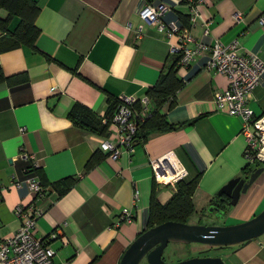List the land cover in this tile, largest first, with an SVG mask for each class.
Wrapping results in <instances>:
<instances>
[{
	"label": "crops",
	"instance_id": "0c3cea01",
	"mask_svg": "<svg viewBox=\"0 0 264 264\" xmlns=\"http://www.w3.org/2000/svg\"><path fill=\"white\" fill-rule=\"evenodd\" d=\"M36 1L40 11L35 24L40 34L34 47L0 49L4 74L27 78L12 85L0 84V240L21 227L18 207L33 204L43 210L36 236L44 238L56 230L60 234L50 244L56 251V264H120L126 249L148 229L155 181L150 162L167 155L185 169L184 180L201 175L193 197L196 213L188 223L214 222L206 208L249 164L242 119L216 108L215 94L227 88L228 79L206 69L208 53L179 69L184 85L176 93L174 105L167 104L161 111L171 125L180 127L152 134L145 144L137 142L132 155L109 159L101 145L112 138L113 130L107 127V135L99 136L79 129L68 117L76 104L105 118L110 97L148 96L177 40L166 38L153 26H145L139 38L127 28L141 23L137 15L146 3L167 7L163 15L167 24L184 25L181 17L190 18V2ZM197 12L195 24L190 26L194 40L190 47L195 42L209 47L237 43L240 55L254 54L264 62V23H259L264 17V0H202ZM15 24L14 20L12 28ZM4 38L0 31V43L6 46ZM248 107L256 117L264 115V74ZM150 108L153 113L154 102ZM22 152L37 160L48 183L72 178V188L61 197L50 195L36 202L25 181L31 176L39 178L30 173L32 161L22 159ZM95 158L100 159L88 168ZM164 164L170 168L169 162ZM161 187L157 200L164 205L176 187ZM137 188L140 197L134 201ZM125 208L131 210L133 222L120 221ZM263 209L264 182L256 181L230 207L226 215L230 222L215 223L235 225ZM221 249L220 257L204 247L192 257H219L225 264H264V235ZM169 255L171 260L172 253Z\"/></svg>",
	"mask_w": 264,
	"mask_h": 264
},
{
	"label": "built area",
	"instance_id": "2783aa9c",
	"mask_svg": "<svg viewBox=\"0 0 264 264\" xmlns=\"http://www.w3.org/2000/svg\"><path fill=\"white\" fill-rule=\"evenodd\" d=\"M202 0L193 2L188 0L191 6L190 23L188 26L178 23L164 22V14L168 10L165 6L155 7L150 3L139 11L137 15L141 23L136 27L129 25L127 29L134 30L136 37L143 35L145 26H153L172 39L176 37L177 43L171 45V56L181 55L180 68H187L195 58L202 53H208L206 69L216 74L223 75L228 79L227 88L215 94V104L219 111L242 119V132L247 140L245 159L248 164L260 163L264 166V115L256 117L253 110H250L248 103L253 90L262 82L264 72V62L254 54L240 55L237 43L229 45L216 44L209 47L203 42H195V47H190L194 42L190 34V26L195 24L197 7ZM260 24L264 23V17L260 19ZM120 105L110 122L103 118V123L108 124V128L113 130L112 138L103 140L101 149L108 154V158L116 160L123 154L132 155L137 144L138 121L146 120L151 116L152 100L146 96L137 98L135 96H122L119 98ZM140 105V111L137 106ZM22 159L32 161L33 167H38L37 160L26 152L21 153ZM170 164L168 168L164 162ZM154 178L162 185L174 184L186 177V171L172 155L153 160L150 162ZM172 174L170 181L163 178ZM33 195L35 201L45 199L47 196H57V192L41 185L40 181L31 176L25 181ZM18 183L17 186H20ZM140 197V190L134 192V201ZM34 201V203H36ZM131 210L125 208L120 215L121 222H133ZM17 217L22 224L19 230L12 236L0 240V264H56V251L51 247V242L60 239V234L56 230L47 237L36 236L38 219L43 215V210L35 205L29 207H18ZM63 242L67 243L63 237Z\"/></svg>",
	"mask_w": 264,
	"mask_h": 264
},
{
	"label": "trees",
	"instance_id": "16d2710c",
	"mask_svg": "<svg viewBox=\"0 0 264 264\" xmlns=\"http://www.w3.org/2000/svg\"><path fill=\"white\" fill-rule=\"evenodd\" d=\"M200 0H193L197 2ZM40 8L36 0H0V31L5 35L6 46H3V42L0 43V49L11 50L21 46L34 47L35 41L40 34V30L36 27L35 21L39 14ZM5 12L6 16L2 13ZM183 24L186 26L190 23L189 17H181ZM16 21L15 26L12 28L13 21ZM181 55L171 56L166 63V67L159 76L157 84L148 91V97L154 102L155 110L151 113V116L144 121H141L139 116L138 121V133L137 142L145 144L150 136L155 133H166L178 129L180 126L171 125L165 115L161 114L162 109L169 104V107L174 105V99L176 93L184 85V81L178 76L180 69ZM24 75L7 77L3 70L0 68V84L8 83L9 85L18 83L19 81H26ZM120 100L114 97L108 99V110L105 118L110 122L112 115L117 111ZM137 111H140V105L137 106ZM69 119L79 129H83L90 133L97 134L99 136L107 135L108 124L103 123V118L96 116L94 112L81 105H74L69 112ZM100 158H95L87 166L94 165ZM31 166L30 173L35 174L45 188L54 189L58 197H61L67 193L74 185L72 178L64 179L55 184L47 182L44 172ZM263 167L262 164L257 163L254 165H247L242 171L241 177L249 179L254 170ZM201 175H198L191 181L184 179L176 183V190L170 198V200L162 205L158 200V193L161 190V184L155 180L153 183L150 205H149V217H148V229L156 227L166 222H176L189 224L190 218L196 213L193 197L198 188ZM211 205L220 209L225 215L229 208L232 207L230 197L226 194H217L214 196ZM147 229V230H148ZM164 256V261H165ZM167 262V261H166Z\"/></svg>",
	"mask_w": 264,
	"mask_h": 264
},
{
	"label": "water",
	"instance_id": "95a60500",
	"mask_svg": "<svg viewBox=\"0 0 264 264\" xmlns=\"http://www.w3.org/2000/svg\"><path fill=\"white\" fill-rule=\"evenodd\" d=\"M264 173V167L254 170L249 179L237 177L229 181L218 194H226L231 205L236 206L243 194ZM212 210L224 215L213 206ZM264 235V209L247 222L231 226L211 224H184L166 222L144 231L130 245L123 255L120 264H168L164 254L170 243L202 244L214 249L231 247ZM176 264H225L222 258L213 256L194 257Z\"/></svg>",
	"mask_w": 264,
	"mask_h": 264
},
{
	"label": "rangeland",
	"instance_id": "374dc122",
	"mask_svg": "<svg viewBox=\"0 0 264 264\" xmlns=\"http://www.w3.org/2000/svg\"><path fill=\"white\" fill-rule=\"evenodd\" d=\"M257 181H260V182L263 181L264 182V173L258 178ZM210 209H213L212 205H210V207L206 208V210L208 211V213L210 215H212L211 217L215 220L214 222L225 223L226 221L229 220V219L228 220L226 219L227 213L225 215H222L220 213H216L214 210L211 211ZM229 210H230V208H229ZM261 212H259L258 214H260ZM258 214L253 215V217H251L250 219H253ZM250 219H247L241 223L247 222ZM228 222H230V221H228ZM238 224H240V223H238ZM235 225H237V224H235ZM224 226H231V225H224ZM202 247L212 249L213 251L210 250L209 253L219 255V257L223 253L222 249L221 250L214 249L212 247H209L207 245H202V244H183L182 245V243H170L169 246L167 247L166 251H165L166 252L165 258L167 259L166 261L168 264H176L180 261H183V260H186L189 258H194V256L192 257V255L197 254L199 252L198 249H200ZM171 253H172V259L170 260L167 257H169L170 256L169 254H171ZM199 255H201V254L199 253Z\"/></svg>",
	"mask_w": 264,
	"mask_h": 264
},
{
	"label": "bare ground",
	"instance_id": "6f19581e",
	"mask_svg": "<svg viewBox=\"0 0 264 264\" xmlns=\"http://www.w3.org/2000/svg\"><path fill=\"white\" fill-rule=\"evenodd\" d=\"M172 174H169V176H166L165 178H163V180L165 181H170V179L172 178Z\"/></svg>",
	"mask_w": 264,
	"mask_h": 264
}]
</instances>
